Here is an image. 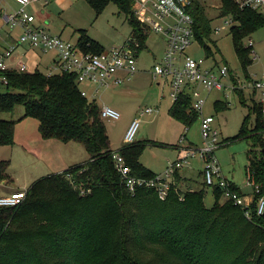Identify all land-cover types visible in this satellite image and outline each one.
Listing matches in <instances>:
<instances>
[{"label":"trees","instance_id":"16d2710c","mask_svg":"<svg viewBox=\"0 0 264 264\" xmlns=\"http://www.w3.org/2000/svg\"><path fill=\"white\" fill-rule=\"evenodd\" d=\"M84 1L97 14L115 4L128 17L132 36L141 39L143 50L148 38L133 14L135 0ZM190 1L195 41L206 50L205 59L214 58L210 48L215 43L213 21L203 1ZM224 17L233 21L234 51L250 78L253 50L245 40L264 28V16L240 9L235 0H221L219 18ZM79 33L77 46L81 50L92 54L104 51L86 31ZM1 75L8 85L6 93L0 94V114L23 106L24 118L38 122L42 139L80 143L90 159L39 179L21 205L0 208V264H264V215L257 214L258 202L264 198V116L253 97L239 134L227 142L246 140L251 144L247 171L259 192L252 190L248 218L246 210L223 201L218 188L212 189L214 205L207 208L206 185L182 192L171 184L165 200L151 188L130 192L117 171L114 155L124 158L133 176L152 180L157 175L143 166L141 156L147 147L163 145L134 142L113 151L101 107L82 96L74 74L48 76L37 71ZM236 93L246 105L244 93ZM191 104L190 96H183L169 109L171 118L186 129L199 120ZM227 109L224 103L216 104L217 112ZM252 115L255 121L251 127ZM16 127V121L0 120V146L14 145ZM9 169V160L0 161V184L13 183ZM233 189L242 196L235 186Z\"/></svg>","mask_w":264,"mask_h":264},{"label":"rangeland","instance_id":"374dc122","mask_svg":"<svg viewBox=\"0 0 264 264\" xmlns=\"http://www.w3.org/2000/svg\"><path fill=\"white\" fill-rule=\"evenodd\" d=\"M57 1L54 0L50 8L47 9L49 11L47 13L51 16L52 21L49 28L55 33L53 28L61 23L64 28V32H62L63 39L77 44L80 38L79 32L82 30L86 31L88 36L97 39L104 50H110L114 47L122 46L132 35V28L128 17L120 13L115 4H109L101 14H97L84 0L74 3V8L66 11L63 9V12L58 10L60 7ZM202 1L206 5L208 17L213 21L212 27L214 33L212 39L215 43H211L210 48L215 54V60L211 57L208 60L205 59L206 50L195 40L194 44L187 50V54L196 59H204L205 67L227 66L231 77L236 74L245 75L244 69L234 51L230 33L232 26L226 25V22L231 19L230 17L219 18L221 0ZM71 5L69 4V6ZM63 7H68V4L64 3ZM215 29H220V34H216ZM146 37L148 38L146 46L143 50H141V46L139 58L140 67L145 68L149 73L144 74V77H142L138 84L130 80L124 85L117 87L110 86L104 89L100 88L99 91H97L98 87H95L97 96L94 99L99 107L110 106L121 116L116 121H105L114 149L126 145V133L133 121L139 118L141 108H152L154 110L153 114H148L141 118L135 142L148 141L163 145V147H147L141 156V163L144 167L151 169L154 173L160 174L161 172L163 173L168 163L177 158L178 151L174 147L181 144L183 137L198 147L202 146V138L200 120L190 129H186L180 122L172 119L169 115L170 106L174 104L170 97V88L164 85L165 83L158 86L157 82L150 75L153 67L162 62V54L166 43L163 37L154 33ZM249 41L254 43L253 51L256 53L258 59L252 58L254 63L248 67V73L252 76L261 77L264 74V28L247 38L245 45H248ZM232 81L236 82V79ZM80 88L86 90L89 94L92 91L85 86H80ZM232 92H213L204 107V115H213L212 117L215 120L213 127L218 131L219 139L223 142V146L216 151V158L222 168L224 177L242 187H248V152L251 149V144L246 140L228 144L227 142L239 134L243 121L250 112L249 108L253 106V102L251 94L248 91H242L245 93L246 105L242 104L239 98L232 94ZM4 93H6V87L0 82V94ZM256 98L258 101L259 95ZM89 99L91 100V97ZM225 99L229 103H224L228 109L217 112L214 106L215 103L217 101H224ZM220 104L223 103L220 102ZM259 105L264 116V105L261 103ZM156 106H159V109ZM220 106L223 107V105ZM223 108L226 107L224 106ZM24 116L25 109L23 106L16 107L11 113L0 114V120L17 122L14 147L7 149L9 146H0V161L1 159H11L9 173H11V176L19 185H23L28 180V176L31 173L35 174L38 168L43 166L46 161L42 152L37 150L36 144L34 146H25L28 139L34 135L38 136L39 133L37 121L31 118L25 119ZM254 121L255 117L252 115L251 127L254 125ZM24 146L29 151L28 153L24 151ZM69 148H71L70 156L76 159L74 163L84 162L88 159V153L80 143L71 142ZM200 165L198 161H193L192 167L197 169ZM46 168L44 167V171H46ZM39 173L40 170L36 173L40 175L37 176L39 179L47 175ZM2 194L0 191V197ZM214 200L212 189L207 188L205 197L206 207L212 208Z\"/></svg>","mask_w":264,"mask_h":264},{"label":"built area","instance_id":"2783aa9c","mask_svg":"<svg viewBox=\"0 0 264 264\" xmlns=\"http://www.w3.org/2000/svg\"><path fill=\"white\" fill-rule=\"evenodd\" d=\"M19 4L20 10L14 14L6 15L5 21L10 30L21 29L16 44L3 50V41L6 35L0 28V72L28 73L27 66L17 62L19 68H12L8 62L18 46H28L32 50L43 53L52 52L56 55V71L76 76L77 84L92 85L94 87L108 88L121 86L132 80L139 72V56L141 53V39L131 36L122 46L104 50L99 54L87 53L77 44L65 41L60 36L52 35L46 28L38 24L35 14L28 11L41 0H14ZM202 1V0H201ZM242 10L248 9L261 13L264 16V0H235ZM190 0H135L133 14L141 24L144 36L151 33L160 35L166 42V49L162 62L155 65L152 77L156 82H169L170 97L176 103L183 96H190L192 110L199 114L202 146H182L181 158L168 166L155 179L138 178L131 174V169L119 154L114 155L117 171L121 174L123 182L130 192L146 187L156 190L161 200H165L170 190V180L175 171L184 165L190 164L194 159L203 163V180L207 188H218L222 191V199L233 202L235 206L246 210L250 218L251 204L246 198L233 189V183L224 177L222 168L216 158V151L223 146L218 131L213 127L215 122L212 116L204 115V107L209 96L215 91L249 92L258 96V103L264 105V74L261 77L250 76L249 79L233 82L227 66L205 67L204 59H196L187 54V50L194 44V20L188 12ZM226 25L231 27L233 21L228 20ZM220 29H215L220 34ZM247 47L253 50L254 43L249 41ZM252 58L258 59L252 52ZM52 73L48 76H52ZM237 78V74L235 75ZM0 82L7 86L8 80L0 76ZM81 94L88 97V93L81 89ZM152 108L141 109L139 118L133 121L125 136V143L135 142L136 134L140 128L141 118L153 114ZM120 114L109 106L101 108L103 120H119ZM182 143L186 142L183 137ZM248 187L259 192L258 186L248 172ZM19 192H21L19 194ZM86 191L81 189V194ZM27 191H16L0 197V208H14L21 205L27 197ZM257 214L264 215V198L258 202Z\"/></svg>","mask_w":264,"mask_h":264},{"label":"crops","instance_id":"0c3cea01","mask_svg":"<svg viewBox=\"0 0 264 264\" xmlns=\"http://www.w3.org/2000/svg\"><path fill=\"white\" fill-rule=\"evenodd\" d=\"M53 1L54 0H41V2L38 3L37 5H35L34 7L28 8V11L37 16L39 25L46 28L52 35L60 36L63 39V37H62L63 33L62 32H64V28L62 27L63 25L61 23L59 25H56L55 28H53V31L55 33H53L51 31V29L49 28L52 21H51V16L47 13V12H49L47 9L50 8ZM78 2H79V0H58L57 4L60 7L58 10H60L62 12L64 11L63 9H65V11L69 10L71 8H74L73 7L74 3H78ZM64 3H67L68 7L64 8L63 7ZM69 4H72V5L69 6ZM19 10H20V6L14 0H0V28L3 32V34L6 35L4 38V41H3V50L12 44L13 45L16 44L19 36L22 34L21 29L10 30L7 26L6 21H5L6 15L14 14V13L18 12ZM39 16H42V17H39ZM81 29H83V28H81ZM91 38L100 44V42L97 39H95L93 37H91ZM64 40L72 43L70 40H67V39H64ZM73 44H75V43H73ZM165 49H166V47H165ZM165 49L163 51V54L165 52ZM18 61L22 62L23 64H25L27 66V69H28L27 72L28 73H35L37 71L42 72L46 75H50L52 73H55V74L58 73L56 71V66H57L56 65V55L52 52L43 53L39 50H32L28 46H18L17 49L15 50L14 54H13V58L8 62V64L12 68L18 69L19 68L18 63H17ZM54 70H55V72H53ZM152 71H153V69H152ZM146 73H149V72L145 68L140 67V58H139V72L137 73L136 77L134 79H132L133 83L136 82L138 84L140 82V80L142 79V77H144V74H146ZM150 75L152 76V72L150 73ZM235 79H236L235 83L237 84L239 80L249 79V78H247L245 75L237 74V78L235 77ZM162 84L167 85L168 88H170L169 82H164V81L157 82L158 86H161ZM82 86H85V87L92 90L90 94L88 93V98L91 97V100L95 101L94 98L97 96L96 92H95V90H96L95 87L92 85H88V84L82 85ZM232 94L237 96L239 98V100L241 101L242 97H240V95H238L236 92H232ZM244 95H245V93H244ZM252 97L255 99V101H257L256 96L255 97L252 96ZM224 101H217L214 105L215 110H216V104L219 102L229 104L227 102V99H225ZM243 101L247 102V100H245V98H243ZM105 106H107V105H105ZM102 107H104V106H102ZM156 108L159 109V106H156ZM208 116H213V115H208ZM38 133H39V124H38ZM108 135H109V133H108ZM109 138H110V136H109ZM34 144L37 145L36 146L38 148L37 150L41 151L43 156L46 159L44 165L41 167L38 166L40 168H38V170H37V171L40 170L39 174H42V173L47 174L44 177L49 176V175H55V174L63 173L75 165H80V164H84V163L88 162L90 159V157L88 155V159L86 161L80 162V163H74L76 159H73L70 156V154H71L70 149L71 148H69V147H70L71 143L63 144V143L56 141V140H44V139H42L40 133L38 134V136L34 135L32 138L28 139L25 146H34ZM183 145L186 147H188V146L198 147L197 145L189 142L186 138V142H184V143L181 142L180 145H176L174 147L178 151L177 158L174 161L168 163L167 166L165 167V170L168 168V166L170 164L177 162L181 158V151H182ZM25 146H24V151L26 153H28L29 151L25 148ZM13 147H14V145L7 147V149L13 148ZM110 147L113 151H116V150L118 151L119 149L122 148V147H120L118 149H114V147L111 143V139H110ZM3 160H9L10 165H11V159L10 158L9 159H1V161H3ZM193 161H198L201 164L199 166V168L195 169L194 167H192ZM44 167L45 168L47 167L46 171H44ZM10 169H11V167H10ZM10 169H9V171H10ZM149 170L151 171V169H149ZM37 171H36V173H37ZM36 173L35 174L31 173L28 176V180H26L25 183H23V185H19L15 181V179H13V177L11 176V173H9L11 179L13 180V183L12 184H8V183L0 184V191L3 193L1 197L9 195V194L16 192V191H24V190L27 191L36 181L39 180V178L37 176H40V175H38ZM154 174L159 175L158 173H154ZM44 177H42V178H44ZM231 182L239 190V192L242 194V196L246 198V200L249 203L253 202L254 195H253L252 189H249L246 186L242 187L233 181H231ZM170 183L172 185H176L177 188L179 190H181L182 192H188V191L193 192V191L199 190L201 188H205V183L203 180V163L200 162L199 160L195 159V160H192L190 162V164L184 165L182 168L177 169L173 175V178L170 180ZM29 184H30V186H29ZM23 188H25V189H23Z\"/></svg>","mask_w":264,"mask_h":264}]
</instances>
